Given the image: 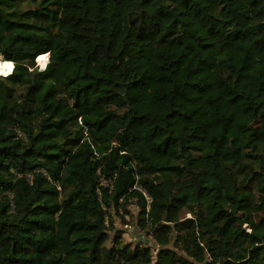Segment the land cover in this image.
<instances>
[{"label": "trees", "instance_id": "trees-1", "mask_svg": "<svg viewBox=\"0 0 264 264\" xmlns=\"http://www.w3.org/2000/svg\"><path fill=\"white\" fill-rule=\"evenodd\" d=\"M0 57V264H264V0H0Z\"/></svg>", "mask_w": 264, "mask_h": 264}, {"label": "rangeland", "instance_id": "rangeland-1", "mask_svg": "<svg viewBox=\"0 0 264 264\" xmlns=\"http://www.w3.org/2000/svg\"><path fill=\"white\" fill-rule=\"evenodd\" d=\"M49 62V61H48ZM36 67L38 70L42 71L44 68L40 66L36 61ZM3 78V77H0ZM188 214H182L181 218H188ZM137 218H138V209L135 205H131L128 207V214L120 213L119 216L113 215L112 221L115 231L123 232L122 240L123 243L133 248L135 245L148 246L153 254L155 255L158 249V246L153 241V239L147 233L142 232L137 226ZM115 232H110V239L108 242V246L111 245L113 241ZM171 248H173V244H171Z\"/></svg>", "mask_w": 264, "mask_h": 264}, {"label": "bare ground", "instance_id": "bare-ground-1", "mask_svg": "<svg viewBox=\"0 0 264 264\" xmlns=\"http://www.w3.org/2000/svg\"><path fill=\"white\" fill-rule=\"evenodd\" d=\"M37 63L42 66V68H44L46 66V64L48 63V55H41L37 58ZM5 62H8L6 60H4L2 57H0V76L1 75H7V74H10L13 70V68L11 69V71H8L6 69H3L2 65L5 63ZM7 73V74H5Z\"/></svg>", "mask_w": 264, "mask_h": 264}, {"label": "clouds", "instance_id": "clouds-1", "mask_svg": "<svg viewBox=\"0 0 264 264\" xmlns=\"http://www.w3.org/2000/svg\"><path fill=\"white\" fill-rule=\"evenodd\" d=\"M3 69H6L8 71H11V69L14 67L13 63L11 61H8V62H5L3 65H2ZM7 74V73H5Z\"/></svg>", "mask_w": 264, "mask_h": 264}, {"label": "water", "instance_id": "water-1", "mask_svg": "<svg viewBox=\"0 0 264 264\" xmlns=\"http://www.w3.org/2000/svg\"><path fill=\"white\" fill-rule=\"evenodd\" d=\"M48 61H49V54H48ZM47 64H48V63H47ZM47 64H46V65H47ZM45 67H46V66H45ZM45 67H44V69H45Z\"/></svg>", "mask_w": 264, "mask_h": 264}]
</instances>
